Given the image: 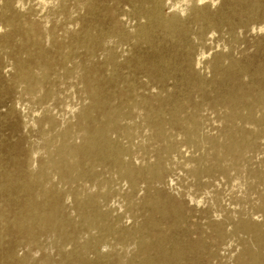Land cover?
I'll return each mask as SVG.
<instances>
[{
	"label": "rangeland",
	"instance_id": "rangeland-1",
	"mask_svg": "<svg viewBox=\"0 0 264 264\" xmlns=\"http://www.w3.org/2000/svg\"><path fill=\"white\" fill-rule=\"evenodd\" d=\"M0 264H264V0H0Z\"/></svg>",
	"mask_w": 264,
	"mask_h": 264
},
{
	"label": "bare ground",
	"instance_id": "bare-ground-1",
	"mask_svg": "<svg viewBox=\"0 0 264 264\" xmlns=\"http://www.w3.org/2000/svg\"><path fill=\"white\" fill-rule=\"evenodd\" d=\"M102 136H103V133H98L96 134V136L91 137L93 139L90 138L91 140L88 139L86 141L87 143L86 146L76 147L81 152H76L77 149L72 150L71 152L72 158H70V160L65 162L63 166L72 171H76V169L81 165V162L76 160V158L79 157V154H81L82 157L85 158V160L87 161H91L92 159L93 160L94 159H105V158L107 159L110 156V154L112 155V153H110V151L108 150L106 141H104V144H101L103 140ZM97 137L99 138L97 139ZM127 177L130 179L132 176L130 173H127ZM39 178H41V175Z\"/></svg>",
	"mask_w": 264,
	"mask_h": 264
}]
</instances>
